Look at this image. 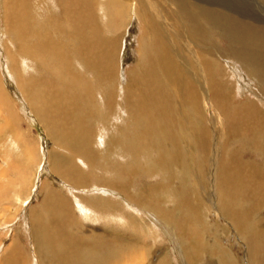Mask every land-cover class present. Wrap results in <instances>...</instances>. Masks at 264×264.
Returning <instances> with one entry per match:
<instances>
[{"label": "bare ground", "instance_id": "1", "mask_svg": "<svg viewBox=\"0 0 264 264\" xmlns=\"http://www.w3.org/2000/svg\"><path fill=\"white\" fill-rule=\"evenodd\" d=\"M46 1L0 2L3 34L14 47L3 43L0 55L6 52L7 72L61 149L53 148L50 171L71 192L44 187L30 212L38 264H172L169 252L156 257L155 247L140 243L153 224L130 211L135 203L169 228L173 251L187 264H264V21L194 0H52L40 19ZM131 10L145 34L122 82L121 30ZM218 36L229 50L217 46ZM240 70L258 83L256 99L239 98ZM11 100L0 89V139L15 151L3 158L14 177L0 165V197L22 200L17 217L39 157L19 132ZM160 175L133 190L136 178ZM213 210L243 240L245 258L222 244L229 227L220 224L218 234L208 218ZM11 221L0 215V228ZM86 221L101 222L102 231ZM16 234L7 245L0 238V264L30 263Z\"/></svg>", "mask_w": 264, "mask_h": 264}, {"label": "rangeland", "instance_id": "2", "mask_svg": "<svg viewBox=\"0 0 264 264\" xmlns=\"http://www.w3.org/2000/svg\"><path fill=\"white\" fill-rule=\"evenodd\" d=\"M105 1H108V0H105ZM124 1H128V0H124ZM159 1L163 2L162 0H159ZM194 1H198L199 3L201 2V3L206 4L208 6L214 5L218 8H221L225 11H228L229 13H231L232 15H234L237 18H240V19L244 18L243 20H249V19L251 20L252 19V21L257 20V22L258 21H264V0H194ZM0 2L2 3V0H0ZM50 2H52V0L46 1V4H47L45 7L46 9H43V8L39 9V11L42 12L41 14H39L40 19H42V14L45 13L43 11L46 10V13H47V9H49L51 12L50 7H51L52 3H50ZM133 2H135V0H130V4ZM1 3H0V49L1 50L3 49V47H4L3 43L5 44V43L9 42V46L12 47V48H10V50H13L14 47L12 46L13 45L12 40H9V38L6 36V34L5 35L3 34V29H5V24H4V20H3L4 11H3ZM55 15L57 17H59L58 14H55ZM170 23H172V22H170ZM174 24L176 25V23H174ZM125 31H126V33L123 36V41H121V43H122L121 49L122 50H121V53H120L121 56L119 59L120 60L119 66H120V70H121L120 71V73H121L120 81H122V82H124L123 74L126 73L129 69H132L137 63V60L139 57V49L142 47V39H143V36L145 34V26H144L143 21H142L140 15L137 16L136 14H133V10L129 11V13H128V20H127L126 28H123L121 30L122 33H124ZM216 38H215L216 44L221 50H225V51L227 49L229 50L230 41H228L227 38L221 37V36H218ZM0 57H1L0 58V87H4V89L3 88H0V89L3 90V92L6 96H8L10 99H12L11 102L13 101L12 103H14V105H13V111L15 113L14 116L18 119V122H19V132L22 133L23 135H24L23 132H25L26 136L25 135L24 136L27 137V139H29L30 141L32 140L33 143H36V145H37L36 148L38 149V157H39L38 165L37 166L34 165V167H33L34 168V175L32 177H33V185L34 186L32 188V192L30 195L31 197L29 198L27 203L23 204L22 208L19 209V213H18L17 217L15 215L16 214L15 212H17V208L21 207L20 205L22 203V200L12 199V203H13V205H12L10 202L2 200L0 197V204H1L0 205L1 206L0 215L4 216V219L7 221L12 220L11 223L7 227L4 228V226H3L2 228H0V230L2 231L0 233L1 234L4 233V235L2 234L3 237H1V234H0V238L2 239L4 237H6L5 238L6 240L5 239L4 240H5V245H7L14 238V236H15L14 234H16V233L19 234V239H20L19 244L21 246L22 253L25 255L24 257L26 258V261L28 259L27 263L30 262L31 264H38V261H37L38 258L36 256H34V254H35L34 248L35 247L33 244V239L31 236V232L29 230V225H28L30 212H31L33 207H37L38 204H40L42 202V199L45 196L46 190L49 188H56V189L62 188L64 190V192L68 193L69 195H71V192L65 190V188L62 186L63 185L62 180L58 176H56L55 174L51 173V171H50V161H49L50 157H51L50 154L54 151L53 148L56 149L55 151H60L61 149H59L54 144L52 138L49 137L44 126L40 123L38 118L31 113L30 108L26 103V100H24V97L21 94L20 88L18 87V85L14 81L13 76L9 72H7L6 65L8 64V60L6 59L7 54L4 50H3V52L1 51ZM232 63L233 62L231 61V64H230L231 70L233 68ZM238 73H239V75H237V76H239V77H236V78H238L240 85L244 88L242 90L243 92L239 98L246 99V97H250L252 99H256L258 94L255 93V91L259 90L257 87L258 83L256 81H253L247 74L244 75V73H245L244 71L240 70V71H238ZM240 77H242V78H240ZM226 78L229 79L230 77L226 76ZM233 78H231L230 80L231 81L236 80L235 78L234 79ZM258 101L264 106V91L262 94V99H259ZM208 113L210 115H212L213 112L211 110H209ZM1 114H2V112H1ZM1 123L2 124L4 123V118H2L0 116V125H2ZM221 126H222V124L219 123L218 124L219 137L221 135L220 134V131H221L220 128H222ZM0 131H1V133L3 132L2 129ZM6 131L7 132L4 135L5 137L3 136V138L9 140L10 132L8 130H6ZM222 134H223V130H222ZM0 143H1L0 144V146H1L0 147V165L2 167H4V169H5L4 171L7 172V170L10 171L13 166L10 165V163H6L3 158L5 157V154H6V156H8L7 155L8 153L13 154L15 151H14V147L10 146L9 144L4 145L5 143L3 144L1 139H0ZM3 145H4V147H3ZM215 153H218V150L211 153V156L214 154V158H212V162L213 161L215 162V160L217 159ZM246 155H247V157L253 156L252 154H246ZM151 156L157 157V153L152 152ZM121 161H123V159H121ZM6 175H8L7 178L11 179L15 175L14 170H11L10 173L9 172L6 173ZM161 177H162V175H160V177H155L153 179H151V178L150 179L136 178L135 182L133 183V190H135V191L142 190V188L144 186L159 181ZM195 180H197V179L193 178V182ZM5 181H6V178L2 182L0 180V187H1V185H3V183ZM44 187L46 188V190H44L45 189ZM1 195L3 198H6L9 200V196L6 192H2ZM132 207H129L131 212H134V213L138 214L139 216L142 215L143 217H145L146 220L142 221V222H144L145 224H148V225L150 223L153 224V226L150 225L151 231L147 235L140 234V243L144 244L146 246L152 245L153 247H155L153 249L156 250V253H155L156 257H159L162 254H164V253L166 254L167 252H169L171 254V257L173 260L172 264H179V263L180 264H187L184 259L181 261V258L178 256V253L176 251H173L174 245H176V241L172 240V239H170V237H168L167 229H169V228L168 227L167 228L162 227V225H163L162 220L160 218H159L160 220H158L153 215L152 211L148 212V209H146V208L141 209V207H139V204H137V203L133 204ZM143 210H145V211H143ZM209 212H208V218H211L210 223L212 224L213 227H215V230H217L219 235H220V230H221V227H219L220 224L221 225L224 224V225H227L229 227L228 236H221V235L219 236L220 239L222 240L221 241L222 244L227 246L231 250H234L235 253L237 255H239L240 257L245 258L246 257V248L243 245L244 242L242 239H240L238 233L231 227L230 224H227V222L222 217V215L219 211L213 210L210 214H209ZM14 215H15V219H13ZM79 216L81 217V215H79ZM86 222H87L86 226H88V227L91 226V227H89L91 229L98 228V231H102V229H103V228H100V226L102 224L101 222H97L98 224L93 223V222H92L93 224H91V222H88V221H86ZM119 225H121V224H119ZM12 236H13V238H12ZM156 257H154V258H156ZM42 260L45 261L44 256H43ZM39 264H42V263L39 262ZM46 264H48V263H46ZM203 264H212V263L205 262Z\"/></svg>", "mask_w": 264, "mask_h": 264}]
</instances>
